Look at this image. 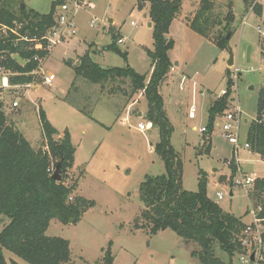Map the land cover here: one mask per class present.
I'll return each instance as SVG.
<instances>
[{"label":"rangeland","instance_id":"1","mask_svg":"<svg viewBox=\"0 0 264 264\" xmlns=\"http://www.w3.org/2000/svg\"><path fill=\"white\" fill-rule=\"evenodd\" d=\"M52 1L0 0V4L14 10L23 4L28 10L45 14ZM202 1L182 0L171 22L167 38L173 41L168 52L172 66L159 86V93L173 127L170 142L181 161L182 188L196 192L199 175L204 174L207 198L223 212L248 224L257 210L250 192L246 195L241 186L234 184L239 173L232 166L237 159L242 175L264 178V160L243 148L248 127L257 114L260 90L264 88L261 48L264 46V11L258 17L249 12L244 0H208L214 5L213 17L223 21L230 11L234 17L226 30L231 35L227 47L234 54V65L229 67L227 49L220 50L186 24V19L194 15ZM82 2V9L70 17L75 34L64 30L62 42L46 49L41 70L31 82L33 88L10 87L9 75L0 73L2 110L8 123L15 125L32 149H46L39 122L40 109L58 131L57 138L67 131L75 149L74 163L66 173L64 184L75 186L70 201L79 196L89 205L83 207L85 211L75 222L64 225L51 220L45 234L69 242L71 264H105L103 255L107 249H110L112 264H200L190 255L199 248L172 231L150 235L147 229L134 228L143 210L140 185L148 177L165 172L163 162L154 152L157 130L138 129V124L147 123L144 92L130 97L128 80L122 84L118 79L102 88L89 84L75 73L80 57L89 53L91 61L101 68L130 67L148 82L152 71L148 52L153 50L148 6H139V0ZM218 29L220 27L214 32ZM113 35L117 36L116 41ZM117 39H122L123 43H118ZM113 42L125 57L107 50ZM45 73L55 76L50 87L42 84L41 75ZM222 90L228 91V107L238 105L240 108L241 147L235 154L222 133L225 121L222 116L213 122L210 149L206 154L207 130L205 133L199 130L206 128L208 107ZM110 91L114 93L109 94ZM192 104L197 109L194 120L187 117ZM138 111L145 114L137 117ZM193 125L196 130H192ZM221 178L225 180L221 182ZM217 193L222 195L221 200L217 199ZM6 222L0 216V229ZM261 228L264 229V224ZM215 251L218 258L227 260L218 248ZM3 255L7 264L11 261L26 264L7 251H3ZM233 262L244 264L237 256Z\"/></svg>","mask_w":264,"mask_h":264},{"label":"trees","instance_id":"2","mask_svg":"<svg viewBox=\"0 0 264 264\" xmlns=\"http://www.w3.org/2000/svg\"><path fill=\"white\" fill-rule=\"evenodd\" d=\"M68 0H54L47 13L33 9L16 10L0 4V68L9 75L10 87L24 86L32 82L33 72L40 67L47 55V42L43 39L47 32L57 26L56 8ZM252 0H244L246 6ZM182 0H139V6H148V17L152 24L153 50L148 52L152 71L148 82L146 77L130 67L105 69L93 63L89 53L80 57L75 67L77 77L92 85L106 87L120 79L130 83L132 97L144 92L147 102L146 121L157 130L158 142L155 154L164 165V174L148 177L139 188L143 210L135 220L134 228L147 229L154 235L159 231L170 230L187 243H193L199 251L191 252V257L200 264H234L233 260L242 253L241 234L246 224L232 214L225 213L206 196V180L200 173L196 192L186 191L181 185V161L171 145L173 127L164 111L159 86L167 76L172 63L168 52L173 41L167 38L169 27L177 16ZM214 5L203 0L187 26L204 39L212 42L220 50H226V30L233 22L230 11L223 21L213 17ZM260 17L262 7L254 8ZM220 27L216 32L214 29ZM115 35L113 40L116 41ZM118 41V39H117ZM40 44L41 49L34 46ZM262 55L264 56V46ZM125 57L116 49L114 42L107 47ZM18 55L25 62L18 64L13 58ZM37 58V60H34ZM229 78V77H228ZM147 83V84H146ZM114 92H109L113 94ZM126 96V94H125ZM128 96V95H127ZM227 95L218 98L208 107L206 154L210 149V135L213 122L223 116L228 109ZM0 103V216L6 224L0 230V264H7L3 251H7L26 264H71L69 242L45 233L51 220L61 224L75 222L84 212L88 202L77 196L69 198L75 186H66L64 179L74 163L75 149L70 135L63 132L62 137L47 120L43 110H39V122L46 149L34 150L26 138L8 123ZM81 113L84 114L80 110ZM90 116L88 114H85ZM56 137V138H55ZM246 144L250 151L264 160V88L260 90L257 114L246 133ZM60 163L59 182L51 178L52 170ZM236 170L235 164L232 166ZM221 178L220 181H224ZM256 218L264 224V178L254 180L250 191ZM219 249L227 257L226 261L216 256ZM105 264H112L110 249L103 255ZM11 264H18L11 261Z\"/></svg>","mask_w":264,"mask_h":264},{"label":"built area","instance_id":"3","mask_svg":"<svg viewBox=\"0 0 264 264\" xmlns=\"http://www.w3.org/2000/svg\"><path fill=\"white\" fill-rule=\"evenodd\" d=\"M262 7V14L264 11V0H252L250 4L248 5L249 12H254V8L256 6ZM83 2L82 0H68L64 4L58 6L56 8L57 11V26L49 30L46 34V36L43 38L47 42V48L48 47H54L62 42L64 39V30H68L70 35L75 34V31L73 29L71 18L74 16L79 10L82 9ZM133 25V23H131ZM92 27V24L89 25ZM258 33L261 34L260 28L257 27ZM118 43L122 44L123 40L119 39L117 41ZM40 44H36L34 46L35 49H41ZM34 60H37L35 58ZM41 70L39 67L37 71L33 72L32 74L35 75L38 73V71ZM0 73L4 72L0 68ZM42 84L46 87H50L51 83L55 80V76L53 74H42ZM233 77H236L234 74ZM5 81V79H3ZM20 87V86H18ZM24 88H33L31 83L24 85ZM227 95L226 90H222L218 96H216V99L222 98ZM17 104L14 103L13 107H16ZM197 109L192 104L187 113V117L190 120H194L196 118ZM241 111L239 106H229L227 111L223 114V118L225 119L223 125H222V133L224 134L225 138L227 139L228 143H230L233 148L235 154L238 153L239 148L241 145L239 144V120H240ZM222 117V116H221ZM220 118V117H219ZM151 124L150 123H140L138 124V129L141 131H146L150 129ZM205 127L200 128L201 133L206 132ZM244 149L250 150V147L248 144L243 145ZM237 172L239 173V179L235 181V185L241 186L246 195L251 191L254 178L242 175V168L239 166V162L236 159V162L234 163ZM218 200L222 199V195L220 193H217L216 195ZM263 225L262 221L256 218V213L252 214V222L246 224V227L244 231L241 234L240 238V244L242 247V253L237 255V258H240L244 264H264V229L261 228ZM262 229V231H261ZM254 255L253 260L250 259V256Z\"/></svg>","mask_w":264,"mask_h":264},{"label":"water","instance_id":"4","mask_svg":"<svg viewBox=\"0 0 264 264\" xmlns=\"http://www.w3.org/2000/svg\"><path fill=\"white\" fill-rule=\"evenodd\" d=\"M20 8L23 9V8H24V5L21 4V5H20ZM148 27H151V24H150V23L148 24ZM229 37H230V33H229V31H228L227 34H226V36H225L226 40H228ZM227 51H228V54H229V55H228L227 65H228L229 67H232V66L234 65V54H233L232 49L229 48V47H227ZM249 51H250V48H248V52H249ZM248 52H247V54H246V57H247V58H248ZM12 58H13L18 64H20L21 66H24V65H25V62H24L23 60H21V59L19 58L18 55H13ZM51 178H52L54 181H57V182H59V181L61 180V176H60V163H58V164L56 165V167H55V171H54L53 174L51 175ZM231 185H232V184H231ZM232 195H233V194H232V191H230V192H229V196L232 197ZM69 222L71 223L72 221L70 220ZM253 258H254V255H251V256H250V259L253 260Z\"/></svg>","mask_w":264,"mask_h":264},{"label":"crops","instance_id":"5","mask_svg":"<svg viewBox=\"0 0 264 264\" xmlns=\"http://www.w3.org/2000/svg\"><path fill=\"white\" fill-rule=\"evenodd\" d=\"M88 9H90V8H88ZM149 23L151 24L150 21H149ZM170 26H171V25H170ZM150 28H152V24H151V27H150ZM169 29H170V27H169ZM129 106L132 107L133 105L131 104V105H129ZM129 106H128V107H129ZM136 114H137V117H141L142 114H145V111H144V112H142V111H138ZM149 130H153V128L150 127ZM192 130H196V126H195V125L192 126ZM28 142H29V141H28ZM245 224H246V223H245ZM1 229H2V227H1ZM1 229H0V230H1ZM192 252H193V251H192Z\"/></svg>","mask_w":264,"mask_h":264}]
</instances>
